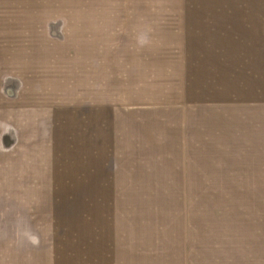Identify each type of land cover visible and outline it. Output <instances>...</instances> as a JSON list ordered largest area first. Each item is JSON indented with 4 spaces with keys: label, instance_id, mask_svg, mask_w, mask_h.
I'll return each instance as SVG.
<instances>
[{
    "label": "rangeland",
    "instance_id": "obj_1",
    "mask_svg": "<svg viewBox=\"0 0 264 264\" xmlns=\"http://www.w3.org/2000/svg\"><path fill=\"white\" fill-rule=\"evenodd\" d=\"M264 264V0H0V264Z\"/></svg>",
    "mask_w": 264,
    "mask_h": 264
},
{
    "label": "crops",
    "instance_id": "obj_2",
    "mask_svg": "<svg viewBox=\"0 0 264 264\" xmlns=\"http://www.w3.org/2000/svg\"><path fill=\"white\" fill-rule=\"evenodd\" d=\"M5 259H6V261H7L8 263H11V264H15V263H16L15 260H9V259H7L6 257H5Z\"/></svg>",
    "mask_w": 264,
    "mask_h": 264
}]
</instances>
